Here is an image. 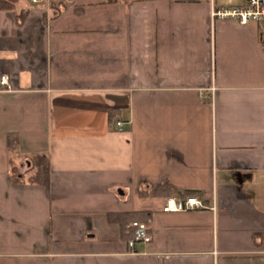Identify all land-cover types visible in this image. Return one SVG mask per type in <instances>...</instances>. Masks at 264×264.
Instances as JSON below:
<instances>
[{
    "label": "crops",
    "instance_id": "0c3cea01",
    "mask_svg": "<svg viewBox=\"0 0 264 264\" xmlns=\"http://www.w3.org/2000/svg\"><path fill=\"white\" fill-rule=\"evenodd\" d=\"M54 1L0 10V264H264L262 27L207 0ZM187 192L205 208L164 211ZM130 213L133 250L108 218Z\"/></svg>",
    "mask_w": 264,
    "mask_h": 264
},
{
    "label": "built area",
    "instance_id": "2783aa9c",
    "mask_svg": "<svg viewBox=\"0 0 264 264\" xmlns=\"http://www.w3.org/2000/svg\"><path fill=\"white\" fill-rule=\"evenodd\" d=\"M39 0H32L33 3H38ZM210 6L212 20L234 19L240 24L255 22L262 27L264 33V0H241L239 4L225 7L219 5L217 0H207ZM2 85L9 87L8 75H3L0 78ZM215 93V88L212 89V94ZM124 123L118 120L115 124V129L121 130ZM205 208L204 202L197 196H189L186 199L169 198L164 206V211L181 212L191 211ZM133 230V237L129 240L128 246L131 250L136 248L141 243L150 240L148 224L143 221H134L129 226Z\"/></svg>",
    "mask_w": 264,
    "mask_h": 264
},
{
    "label": "trees",
    "instance_id": "16d2710c",
    "mask_svg": "<svg viewBox=\"0 0 264 264\" xmlns=\"http://www.w3.org/2000/svg\"><path fill=\"white\" fill-rule=\"evenodd\" d=\"M53 3L54 0H51ZM19 0H0V10H15L16 6L18 4ZM24 18V15L18 16V21L22 20ZM262 42L264 45V33H262ZM34 166L36 167V173L33 177L30 178L31 182L39 183L43 185L46 189L49 188V162L46 156L38 155L33 160ZM14 170V169H13ZM13 177L15 181H18V178H20L19 174L17 173V170L13 172ZM177 190L167 181L162 182L157 188H156V195H166V196H173L175 195ZM196 196V192H187L184 193L181 197L182 199H186L189 196ZM109 220L113 222H117L121 225L123 230L129 235V237L132 238L133 236V230L129 226L134 221H146V217H144L142 214H136V213H130V214H110ZM129 227V228H128Z\"/></svg>",
    "mask_w": 264,
    "mask_h": 264
},
{
    "label": "rangeland",
    "instance_id": "374dc122",
    "mask_svg": "<svg viewBox=\"0 0 264 264\" xmlns=\"http://www.w3.org/2000/svg\"><path fill=\"white\" fill-rule=\"evenodd\" d=\"M241 0H217V3L219 5H223L225 7H231L232 5L239 4ZM56 3V1H54ZM27 168V165L24 164V168Z\"/></svg>",
    "mask_w": 264,
    "mask_h": 264
}]
</instances>
